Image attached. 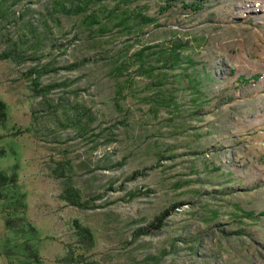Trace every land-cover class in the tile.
<instances>
[{
	"label": "rangeland",
	"instance_id": "1",
	"mask_svg": "<svg viewBox=\"0 0 264 264\" xmlns=\"http://www.w3.org/2000/svg\"><path fill=\"white\" fill-rule=\"evenodd\" d=\"M183 1L202 11L89 0L72 14L78 0H0V55L16 52L0 60V172L17 175L4 193L26 197L35 264L81 252L75 221L92 231L85 257L98 264H264V0ZM175 41L189 47L180 65L123 70L143 47ZM45 68L61 70L41 87L70 86L40 96L29 72ZM74 105L97 116L89 131L63 127ZM59 165L93 208L62 198ZM15 200H0V264ZM174 204L165 228L141 233Z\"/></svg>",
	"mask_w": 264,
	"mask_h": 264
},
{
	"label": "trees",
	"instance_id": "2",
	"mask_svg": "<svg viewBox=\"0 0 264 264\" xmlns=\"http://www.w3.org/2000/svg\"><path fill=\"white\" fill-rule=\"evenodd\" d=\"M89 0H78L80 4H78L75 8L71 9L69 8L68 11L72 14H81L86 12L87 10V3ZM140 1V0H137ZM163 3V6L160 9V13L164 14L168 12L170 9L180 6L184 11L186 12H194L199 13L202 11V6L199 2H193V3H187L183 0H160ZM205 0H201L200 2H204ZM64 10H66V7H63ZM143 14V13H142ZM138 15L139 19L143 23H154V19L152 18H146L143 15ZM89 20H91L92 23H97V17L95 15L88 17ZM187 43H181L179 41H175L174 43H171L170 46H163L159 45L155 47H143L138 53L134 54L131 57V61L128 63H125L123 65L124 71H129L130 68L135 67L140 73L147 72L149 73L150 70L145 69V66H147V63H145L146 58H153L157 59L158 61H161L162 65L166 67V65L169 62H172L173 64L180 65L183 60L184 53L188 50ZM148 52H151V55H147ZM16 53V52H14ZM12 52L5 53V55H0V60L4 59H10L11 56L14 54ZM5 56L6 58H4ZM189 61L191 62L192 66H196V63L189 58ZM84 63L73 64L67 67L62 68V70L67 71H73L77 69L79 66H83ZM145 69V71H143ZM61 69H48L45 68L42 71L39 70H32L29 72L30 77H34V90L39 93L40 96L45 97L49 95L51 92L57 89H65L70 86L69 83H56L52 85H48L45 87H41L39 84V79L44 73H51V72H57ZM261 76H255L253 79L258 82L260 80ZM242 86L247 85L250 83V80L241 79L240 81ZM70 108V109H69ZM69 108L65 107V112L68 114L67 118V124L63 125V127L69 126H76L75 128L80 129L81 131H89L90 128L96 123L97 116L94 114V112L87 108L84 105H74ZM7 105L0 99V125L6 122L7 120ZM65 113V114H66ZM57 114V111H56ZM69 122V124H68ZM67 171L69 169L65 166L59 165V167L56 169V173L59 177L64 178V185H63V193L62 198L70 203L72 206H75L77 208L81 209H91L92 205L84 201L83 194L81 190L77 189L73 184L72 181L69 182L70 178L67 176ZM63 172V173H62ZM139 175H142V173L135 172L130 178L132 180H135L138 178ZM129 178V179H130ZM17 183V175H9L4 172H0V196L2 199L7 200H13L16 198L14 207L11 206V209L9 210L5 225L7 230L12 232L13 237L11 240H9L5 244L4 249V255L9 261V264H12L14 262L19 264H35L39 262V250L35 245L32 244V242L38 241L40 238L38 237V230L34 226H28L26 220V210H27V204H26V197L24 194H20L19 192H15V196L7 195L4 192H8L9 187L16 188ZM0 199V200H2ZM183 204H174L171 207L165 209L162 211L158 216L154 218V220L151 222L148 229L144 232H141L145 235H150L153 232L161 231L163 228L166 227L167 220L172 216L176 210L180 209ZM250 217H253L254 214H248ZM74 225L77 229V235L82 237V242L85 243L84 246H79V249L81 252H76V249H71L67 251V254L64 258L59 260V264H98L96 261L89 260L85 257V252L91 250L94 248V245L88 244L87 242H93V233L89 228L83 227L80 225L77 221L74 222ZM87 241V242H86Z\"/></svg>",
	"mask_w": 264,
	"mask_h": 264
}]
</instances>
